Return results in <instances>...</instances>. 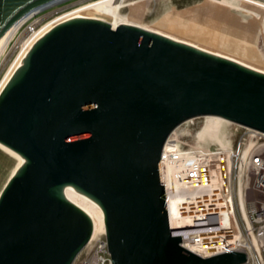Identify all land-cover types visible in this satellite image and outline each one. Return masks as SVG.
Here are the masks:
<instances>
[{
	"label": "water",
	"instance_id": "obj_1",
	"mask_svg": "<svg viewBox=\"0 0 264 264\" xmlns=\"http://www.w3.org/2000/svg\"><path fill=\"white\" fill-rule=\"evenodd\" d=\"M56 1L0 0V37ZM203 116L264 132V75L130 25L53 28L0 94V144L26 160L0 193V264L73 263L92 225L64 185L100 204L112 264L244 263L171 234L161 149Z\"/></svg>",
	"mask_w": 264,
	"mask_h": 264
},
{
	"label": "built area",
	"instance_id": "obj_2",
	"mask_svg": "<svg viewBox=\"0 0 264 264\" xmlns=\"http://www.w3.org/2000/svg\"><path fill=\"white\" fill-rule=\"evenodd\" d=\"M39 13L18 27L26 23L29 34L20 54L43 31L45 25L38 29L36 21ZM193 128L187 120L179 124L160 153L172 236L180 238L181 247L204 257L241 252L246 258L242 264H264V132L224 119L214 136L200 137L197 130L187 145L181 136ZM82 251L81 264H112L106 238L96 232Z\"/></svg>",
	"mask_w": 264,
	"mask_h": 264
},
{
	"label": "rangeland",
	"instance_id": "obj_3",
	"mask_svg": "<svg viewBox=\"0 0 264 264\" xmlns=\"http://www.w3.org/2000/svg\"><path fill=\"white\" fill-rule=\"evenodd\" d=\"M95 1L66 0L54 5L36 15L38 29L78 6ZM260 1L264 0H115L114 5L117 7L115 13L136 25L168 34L211 53L233 57L250 68L264 72V6ZM90 16L108 24L114 21L111 15L98 12H92ZM21 27L0 56V84L15 63L22 61L19 68L23 66L21 57L24 55H18L29 34L26 23ZM202 120L203 117L187 120L194 128L186 130L181 136L185 144L191 143L197 130L200 137L215 135L221 120L206 117L207 121L201 127ZM15 164L17 159L0 148V191ZM65 195L68 201L79 202L73 194ZM96 234L105 238L104 232L99 229ZM84 256L85 251H82L72 264H81Z\"/></svg>",
	"mask_w": 264,
	"mask_h": 264
},
{
	"label": "bare ground",
	"instance_id": "obj_4",
	"mask_svg": "<svg viewBox=\"0 0 264 264\" xmlns=\"http://www.w3.org/2000/svg\"><path fill=\"white\" fill-rule=\"evenodd\" d=\"M64 2V0H58L55 3L50 4L47 8H44L42 10H46L54 5H57L61 2ZM115 0H97L95 2H91L88 4H84L81 6H78L62 15H60L59 17H56L55 19L51 20L49 23H47L44 27H43V31L41 32V34L38 36V39L36 41H38L40 38H42L43 36H45L46 34H48L53 28L61 25V24H65L71 21H75V20H98V21H102L99 19H94L93 17L90 16V14L92 12H98V13H102V14H106V15H111L113 17V22L110 23V25L112 27H117L120 25H130V26H134L137 28H140L142 30L151 32L153 34H156L158 36H161L163 38H166L168 40H171L173 42L185 45L187 47L193 48L195 50H198L200 52L206 53L208 55L217 57V58H221L230 62H233L243 68H246L248 70H251L253 72H256L258 74H262L264 75V72L260 71V70H256L253 68H250L248 66H246V64H244L243 61H240L238 59H235L233 57L230 56H223V55H219L217 53H211V51H206L205 49L201 48V47H196L195 45H192L191 43L188 42H184V41H180L175 39V37H170L167 35L162 34V32L160 33L157 30H152V29H147L145 27L136 25L132 22H130L129 20H126V17L123 18V16L119 15L116 12L117 7L114 5ZM118 5V4H117ZM42 10H34L29 12L28 14H26L24 17H22L21 19H19L18 21H16L13 25H11L0 37V56L2 54V52L5 50V48L8 46V44L10 43V40L13 39L14 35L16 34V31L18 30V27L31 15H34L35 13H39V11ZM105 22V21H102ZM107 23V22H106ZM31 46V45H30ZM28 46L22 53L24 56L21 57V59L24 61L22 65H24L25 63V59L28 56V53L31 49V47L33 46ZM21 54L18 55V57ZM17 57V58H18ZM16 58V59H17ZM22 62V61H21ZM20 63H15V65L13 66V68L11 70L8 71L7 75L5 76V78L3 79L2 83L0 84V94L3 91V89L7 86L8 83H6L7 79H11V77L13 76V74H15L16 70L19 69V65ZM12 72V73H11ZM10 81V80H9ZM8 81V82H9ZM207 117H213V118H217L219 120H224L221 117L218 116H207ZM195 118V117H194ZM0 148L4 149L5 151L9 152L10 154H12L16 159H17V164H15V168L13 170V172L11 173L10 177L12 175H14L17 170H19L26 162L25 158H23L22 156H20L19 154H16L12 151H10L9 149H7L6 147H4L3 145L0 144ZM9 177V178H10ZM8 178V179H9ZM8 181V180H7ZM1 193V191H0ZM61 193L62 196L64 198L65 201H67L69 204H71L72 206L76 207L78 210H80L81 212H83L91 221V225H92V233L94 234L98 229L101 231H105L104 230V213L103 210L100 206V204L94 200L93 198H91L90 196L80 192L79 190H77L76 188H74L72 185H64L61 187ZM65 193H69V194H73L74 196H76L78 198L77 202L75 201L70 202V200H67V197L65 195Z\"/></svg>",
	"mask_w": 264,
	"mask_h": 264
}]
</instances>
